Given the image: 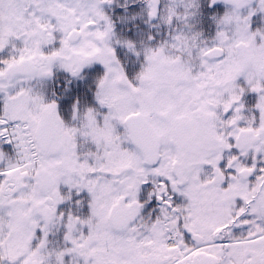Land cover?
Masks as SVG:
<instances>
[{
    "label": "snow or ice",
    "instance_id": "1",
    "mask_svg": "<svg viewBox=\"0 0 264 264\" xmlns=\"http://www.w3.org/2000/svg\"><path fill=\"white\" fill-rule=\"evenodd\" d=\"M0 264H264V0H0Z\"/></svg>",
    "mask_w": 264,
    "mask_h": 264
}]
</instances>
